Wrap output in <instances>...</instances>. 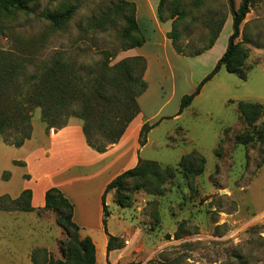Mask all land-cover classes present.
<instances>
[{"label":"rangeland","instance_id":"obj_1","mask_svg":"<svg viewBox=\"0 0 264 264\" xmlns=\"http://www.w3.org/2000/svg\"><path fill=\"white\" fill-rule=\"evenodd\" d=\"M113 2L35 0L32 14L0 20V47L25 45L35 51L40 62L47 61L54 50L80 48L88 51L80 56L81 61H96L100 56L95 49H118L114 31L93 37L80 36L79 30ZM173 2L193 13L178 25L182 38L177 45L185 52L205 45L214 21L217 26L225 18V23L211 50L189 57L178 54L167 37L174 19L161 22L168 27L166 31L161 26L163 43H157L163 54L150 65L147 60L145 73L150 93L155 89L156 101L150 98V106H142L138 115L143 123L160 120V124L150 131L139 155L163 167H177L183 156L197 152L206 158L205 171L197 176L187 174L193 161L186 160L185 167L178 168L175 178L166 182L158 194L135 189L136 181L127 180L120 194L126 197L124 206L117 203L116 192L111 190L107 227L119 238V249L103 252L105 234L100 230L80 229L78 237L93 234L98 249L96 264H264V164L260 166L264 145L246 146L234 140L246 129L238 102L264 104V0H252L237 40L249 50L247 79L223 67L179 116L183 93L194 91L214 69L227 47L233 22L228 0H201L199 5L197 0H167L165 19L169 15L167 7ZM234 2L238 7L242 0ZM70 4L77 5L78 10L67 30L61 34L48 32L42 12ZM131 56L129 50L119 52L113 62ZM149 66L155 74H149ZM153 74L159 75L157 83L151 80ZM263 122L264 118L258 124ZM33 123H44L40 110L33 113ZM218 148L220 157L216 155ZM7 179L4 173L3 180ZM33 208L32 212L0 210V264H35L34 252L37 264H46L49 253L63 260L69 247L76 245L75 235L58 224L55 211L44 206Z\"/></svg>","mask_w":264,"mask_h":264},{"label":"trees","instance_id":"obj_2","mask_svg":"<svg viewBox=\"0 0 264 264\" xmlns=\"http://www.w3.org/2000/svg\"><path fill=\"white\" fill-rule=\"evenodd\" d=\"M35 0H0V20L14 18L18 15H30L34 12L32 6ZM160 0L158 18L160 22L174 19L171 31L167 37L175 51L184 56L197 57L212 49L221 33L225 18L210 30V35L204 46L188 53L185 48L177 45L182 38L178 25L190 13L184 5L173 2L168 5V18L165 19V4ZM229 1L232 16L233 31L228 38L224 54L217 61L214 69L189 94L182 96L177 116L181 115L201 93L204 85L224 67L240 79H247L246 62L249 50L238 42L240 27L250 12L252 0H242L236 7L234 0ZM201 0H197V5ZM78 6L70 4L55 11H43L42 18L47 23L50 33H64L74 18ZM2 27H0V32ZM114 31L118 41V49L97 48L96 61H81L80 56L87 50H54L47 61L40 62L34 50L21 44L12 48L0 47V137L13 147H22L33 134V113L40 110L41 120L48 131H58L64 128L71 118L82 121V131L86 143L93 150L104 153L112 145L121 141L131 123L141 113L139 98L148 89L145 80L147 59L144 56H131L113 62L119 52H125L142 47L147 39L136 19V4L129 0H115L103 12L93 15L80 28V36H101ZM3 32V31H2ZM72 50V51H71ZM237 109L246 129L234 136L236 144H263L264 104L249 101H239ZM160 123H144L139 131L138 143L143 147L147 143L150 131ZM221 148L216 155L221 156ZM260 166L264 164V150L261 151ZM192 160V168L186 171L192 176L201 175L205 171L206 158L192 152L182 157L179 166L163 167L156 161L139 158L138 164L115 179L106 187L102 197L103 229L107 235V254L119 249V238L108 232V218L111 212L106 204V196L111 190L116 192V201L124 206L120 197L127 180L136 181L135 189H143L152 194L162 192V186L175 178L178 168L185 167L184 162ZM9 177V173H5ZM32 192L27 189L21 195L12 199L8 195L0 196V210L32 212ZM44 209L53 210L57 221L68 234H74L76 245L70 246L66 259H56L47 254L46 264H96V246L90 237L79 238V225L74 221V204L58 188H50L44 197ZM176 238H179L176 233ZM35 264L36 252L32 254Z\"/></svg>","mask_w":264,"mask_h":264},{"label":"crops","instance_id":"obj_3","mask_svg":"<svg viewBox=\"0 0 264 264\" xmlns=\"http://www.w3.org/2000/svg\"><path fill=\"white\" fill-rule=\"evenodd\" d=\"M129 1L136 4V19L147 38L145 45L129 52L133 56H148L150 65V62L163 54L157 48L163 43L161 26L168 30V27H165L167 24L161 23L158 18L160 0ZM149 32H152L151 36ZM225 50L223 49V52ZM150 71L154 73L153 68L149 66V74ZM154 74L151 80L157 83L159 75L154 77ZM150 91L149 85L139 102L140 108L146 104L149 107L152 103L150 98L155 97V89L151 93ZM185 94L187 93H183ZM144 123L137 117L121 141L104 153H99L87 145L82 121L77 118H71L68 124L58 131H47L44 123H33L32 137L19 148L7 145L0 137V196L9 195L16 199L24 190L29 189L33 193V206L42 207L47 190L58 188L74 204V221L81 231L88 229L104 232L102 197L113 179L138 164L141 149L138 137ZM6 172L10 174L9 179L3 180V174ZM110 197V194H107V206ZM84 237L92 238L96 246L97 261L98 249L93 234L87 233ZM107 242L105 234L101 243L103 252L107 248Z\"/></svg>","mask_w":264,"mask_h":264}]
</instances>
